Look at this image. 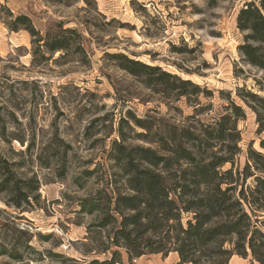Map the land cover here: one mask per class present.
Returning a JSON list of instances; mask_svg holds the SVG:
<instances>
[{"label": "rangeland", "instance_id": "obj_1", "mask_svg": "<svg viewBox=\"0 0 264 264\" xmlns=\"http://www.w3.org/2000/svg\"><path fill=\"white\" fill-rule=\"evenodd\" d=\"M249 2L0 0V156L27 181L31 198L15 209L0 190V264H79L110 258L114 249L116 264H179L176 252L130 259L121 247L102 252L112 226H96L104 213L88 212L86 198L103 208L114 192L128 191L114 142L163 149L153 134H139L137 119L152 130L197 131L224 112L229 97L246 116L237 123L234 171L249 148L264 154L248 96L264 98V70L239 49L247 31L237 28V13ZM19 15L34 36L14 23ZM53 44L63 47L50 50ZM114 54L191 85L173 77L162 84L158 70L133 75ZM214 151L226 148L218 143ZM234 258L231 264L242 260Z\"/></svg>", "mask_w": 264, "mask_h": 264}, {"label": "trees", "instance_id": "obj_2", "mask_svg": "<svg viewBox=\"0 0 264 264\" xmlns=\"http://www.w3.org/2000/svg\"><path fill=\"white\" fill-rule=\"evenodd\" d=\"M237 14V28L247 31L239 49L247 63L264 70V0H251ZM19 22L34 36L26 16L15 17L14 23ZM62 47L53 44L49 49ZM112 56L121 59V67L133 75L158 70L162 84L173 77L160 67L124 54ZM173 78L191 85L189 80ZM194 88L199 89L197 85ZM248 96L254 103L250 107L257 118V130L264 131V98L255 93ZM227 102L212 124L197 131L186 126L152 130L137 119V125L145 130L139 134L146 138L153 134L150 141L161 143L163 149L114 142L122 152L115 160L128 191L114 192L103 208L86 198L88 212L104 213L96 226H112L102 252L121 247L129 259L145 253L176 252L179 264H227L236 254L243 259L249 256L248 264H264V154L249 148L245 165L234 171L241 137L237 123L246 116L241 105L229 97ZM218 143L226 148L222 155L214 151ZM260 145L264 149V141ZM227 162L231 166L222 170ZM11 164L0 156V190L9 196L7 205L23 209L31 202L27 181L16 175ZM249 178L251 183H247ZM118 254L114 249L110 258L79 264L121 263Z\"/></svg>", "mask_w": 264, "mask_h": 264}, {"label": "crops", "instance_id": "obj_3", "mask_svg": "<svg viewBox=\"0 0 264 264\" xmlns=\"http://www.w3.org/2000/svg\"><path fill=\"white\" fill-rule=\"evenodd\" d=\"M178 257V256H177ZM234 257H236V255H232L231 257H230V260L228 261L229 263H227V264H231L232 262L231 261H234ZM248 258V257H247ZM247 258H245V259H243V258H241L242 260H241V262H237V260H235L237 263H239V264H248V262L246 261V259ZM179 260V259H178ZM184 264H186V263H184ZM188 264V263H187ZM191 264V263H190Z\"/></svg>", "mask_w": 264, "mask_h": 264}]
</instances>
